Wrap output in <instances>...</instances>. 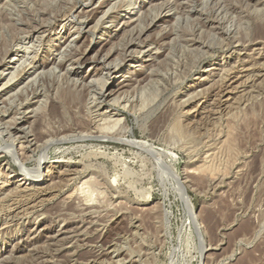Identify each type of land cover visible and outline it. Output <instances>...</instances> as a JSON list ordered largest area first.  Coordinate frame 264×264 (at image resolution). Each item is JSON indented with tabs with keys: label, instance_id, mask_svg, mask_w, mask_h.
<instances>
[{
	"label": "rangeland",
	"instance_id": "rangeland-1",
	"mask_svg": "<svg viewBox=\"0 0 264 264\" xmlns=\"http://www.w3.org/2000/svg\"><path fill=\"white\" fill-rule=\"evenodd\" d=\"M101 1L139 24L125 0H0V68L20 51L0 82V264H264V0H145L159 18L138 30L150 25L142 39L155 44L100 105L94 60L133 28L95 29L83 12ZM44 24L36 62L54 64L11 77ZM82 54L73 71L86 80L66 72ZM114 114L133 131L113 128ZM20 118L25 132H9ZM41 160L61 164L41 185L18 182Z\"/></svg>",
	"mask_w": 264,
	"mask_h": 264
},
{
	"label": "bare ground",
	"instance_id": "bare-ground-1",
	"mask_svg": "<svg viewBox=\"0 0 264 264\" xmlns=\"http://www.w3.org/2000/svg\"><path fill=\"white\" fill-rule=\"evenodd\" d=\"M85 2V1H84ZM99 2V1H98ZM98 2H96V3H98ZM129 3V8H128V10L127 11H129V12H126V14L127 15H132L131 16V18H130V20L131 19H133V18H135L133 15H135V16H137L138 17V22H139V24L138 25H136V26H133L134 24H136V23H129V22H124L123 20H124V18L122 19V23H121V19H120V17H114V15L112 16L111 14H110V10L114 7V5H112L111 7H109L108 9H104V8H106V2L105 1H101L100 3H98L99 5L96 7V8H93V9H91V10H89V11H84L83 13H89L90 14V17H92V18H95V17H97L98 18V23H97V25L94 27L95 29H98V25H101L103 28H104V30H107L108 28H111V27H116V28H118L119 29V31H123V30H125V28H130L129 26H133V28L131 29V36H130V39H128V40H126L125 41V43L121 46L122 48L120 49L121 50V52L120 51H118L119 49L118 48H112V49H110L107 53H105V54H103V55H101V57H99V58H96L95 60H94V64L95 65H100V66H102V68H103V70H105L106 71V75H103L102 77H103V79H104V82L102 83L103 85V87L101 88V91L99 92V97L97 98V99H101V102H99V104L101 105V103L102 104H104V103H106V102H109V101H111L113 98H114V96L115 95H117V93L118 92H120L122 89H125V87H127L129 84L128 83H126V81H124V82H117L116 81V77L122 72V71H120L122 68H124L125 69V67H128V66H131L133 63H136V62H142L143 61V57L145 56V54H147L146 52H149V48H152V46H153V44H155V42H152V41H149V40H145V39H142V36L143 35H145V33H147L148 31H149V26L150 25H152V24H155V22L157 21V19L159 18V15H156V14H154V16H153V10L152 11H150V9H152V8H150L149 10H144L143 11V9H145V7H146V5H145V0H142V1H140V2H138V0H125V2H124V5L125 4H128ZM111 4V3H110ZM95 5V4H94ZM133 6V8L131 9V7ZM128 7V6H127ZM156 7V6H155ZM156 8H159V7H156ZM114 10V9H113ZM135 11H137V12H135ZM125 12V11H124ZM134 12V13H133ZM72 13V12H71ZM133 13V14H132ZM65 14V13H64ZM88 14V15H89ZM152 14V15H151ZM159 14V13H158ZM73 15V14H72ZM77 15V14H76ZM80 15V14H79ZM140 15V16H139ZM161 15V14H160ZM66 17H67V15H65ZM65 16H63V14H62V16H59V20L62 18V17H64L65 18ZM74 16V15H73ZM72 16V17H73ZM149 16H152L151 17V19H152V23L149 25V23H148V27L147 28H145V30H144V27L143 28H141V30H138V28H140L141 27V25H140V23H142L143 21H144V19L145 18H147V17H149ZM71 17V16H70ZM74 17H76V16H74ZM91 18V19H92ZM120 19V20H119ZM150 19V18H149ZM54 20H56V22H59V20H58V18L56 17V19H54ZM62 20V19H61ZM222 20V19H221ZM233 20V19H232ZM63 21V20H62ZM91 21H93V20H91ZM95 21V20H94ZM126 21V20H125ZM47 23V22H46ZM121 24H122V26H121ZM45 25H47V24H44V25H42V26H40L39 28H37V29H35V31H33V33L29 36V37H27L25 40H30V42H33L32 43V45H31V49H27V48H24V49H27L28 51L26 52V51H24V52H26L25 53V55H24V57H23V59H25L19 66H17L16 67V69L14 70V72L12 73V75H11V77H13V78H16L15 77V75L17 74V76L20 74V73H24V75H31L32 74V71H36V70H39L40 68H43L44 69V67H47V66H49V65H51V64H54V59H50L51 61H44V64H39V63H37L36 62V58H37V53H38V51H37V49L35 50L34 49V47H33V44L35 43V39L39 42H37L38 44H40V45H42L43 46V43L45 44V42H47V38H48V36H50L51 35V32H50V28H49V25L48 26H45ZM147 25V24H146ZM66 27V25H64V23H63V28H65ZM151 27V26H150ZM240 27H241V25H240ZM243 27V26H242ZM91 29H92V27H90ZM239 28V27H238ZM91 29H89L90 31H91ZM109 30V29H108ZM127 30H129V29H127ZM138 30V31H137ZM218 30V29H217ZM81 31V30H80ZM226 31H228V33H230L231 34V28L229 29V30H227L226 29ZM129 33V32H128ZM128 33H127V35H128ZM168 35H169V37H168V39H171V37L173 36V30H170L168 33H167ZM224 34V33H223ZM103 35V34H102ZM175 35V34H174ZM59 36H61V32L59 33ZM59 36L56 38V39H54V40H52V41H56V40H59L60 38H59ZM126 36V35H125ZM165 36V35H164ZM163 36V37H164ZM52 38V37H51ZM122 38H123V36H122ZM49 39H50V37H49ZM48 39V40H49ZM50 40V41H51ZM172 40H174V39H172ZM176 40H177V38H176ZM197 40V39H196ZM195 39H193V40H190V42H189V44H190V46H195L196 47V45L197 44H199L198 45V47H196V48H193V52L194 53H197V55L198 54H205V52L203 51L205 48H210L208 45H202V44H204V43H201V42H198V41H196ZM23 41V40H22ZM165 41V40H164ZM67 42V40H64L63 41V43H61L60 44V47H62V46H65V43ZM109 42V41H108ZM108 42H107V44H108ZM166 42V41H165ZM220 42V41H219ZM49 43V42H48ZM53 43V42H52ZM52 43H50V45L49 44H47L48 45V47H50V49L51 48H53V44ZM118 43V42H117ZM161 43V42H160ZM159 43V46H160V48L159 49H161V48H163V45L162 44H160ZM37 44V45H38ZM171 45V44H170ZM214 45V44H213ZM172 46V45H171ZM189 46V47H190ZM28 47V46H27ZM41 47V46H40ZM59 47V48H60ZM42 48V47H41ZM120 48V47H119ZM157 49V48H156ZM159 49H157V50H159ZM173 49V48H172ZM189 49H191V48H189ZM41 50V49H40ZM209 50V49H208ZM11 51V50H10ZM152 51V50H151ZM186 51V50H185ZM119 52V54L121 53L123 56H122V59L120 60V59H117V61H119L120 60V62H117L116 60H113L112 58H113V56H115V54L116 53H118ZM189 52V51H188ZM19 53H20V51L19 50H15V51H12V52H9L8 54H9V57L11 58V59H9L10 61L6 64V66L8 65V64H10V63H12L14 60H16V59H14V57H18L19 56ZM150 53V52H149ZM184 53V52H183ZM31 55H33V56H31ZM138 55H140V61L138 60V61H136L137 60V56ZM31 56V57H30ZM169 56V55H168ZM39 57V56H38ZM186 57V56H185ZM193 57V56H192ZM19 58V57H18ZM22 59V60H23ZM192 60V59H191ZM246 60V59H245ZM69 61H70V63H69V65L68 66H66L67 67V73L69 74V75H71V74H73V75H75V76H77V77H79V78H81V79H83V80H86V78H87V76H84V75H82V73H80L78 70H75V71H73V67L75 66V65H79V64H81V63H86V61L88 62V59H86L85 58V54H82L80 57H78V58H76V59H74L73 57H72V59H69ZM90 61V60H89ZM92 61V60H91ZM27 62H29L28 64H27ZM188 63V62H187ZM192 63V62H191ZM17 64V63H16ZM188 65V64H187ZM3 66H5V65H3ZM6 66L4 67V68H0V82H1V80H3V78L5 77L4 75H5V73H6V71L7 70H9V68H6ZM9 66V65H8ZM11 66V65H10ZM29 66V67H28ZM174 67V66H173ZM177 67V66H176ZM32 70V71H31ZM225 70V69H224ZM34 73V72H33ZM22 75V74H21ZM68 75V76H69ZM10 76V75H9ZM89 76V75H88ZM166 77V76H165ZM95 78V77H94ZM228 78V77H227ZM31 79V78H30ZM102 79V78H101ZM102 79V80H103ZM12 79L10 78V80H9V82L11 81ZM76 80V79H75ZM88 80V79H87ZM101 80V81H102ZM127 80V79H126ZM152 80V79H151ZM8 81V80H7ZM99 81V80H98ZM136 81H138V80H136ZM92 82V81H91ZM34 83V82H33ZM5 85H7V82L6 83H4V85L3 86H5ZM60 86V85H59ZM153 88V87H152ZM79 89V88H78ZM147 90V89H146ZM129 91V90H128ZM146 93V92H145ZM219 94V93H218ZM191 95V94H190ZM116 98H117V96H116ZM96 99V100H97ZM190 99V98H189ZM116 100H119V99H116ZM140 100V99H139ZM142 100V99H141ZM99 105V106H100ZM197 106H198V104H197ZM102 107V106H101ZM124 107H126V106H124ZM97 108V107H96ZM126 109V108H125ZM194 110V109H193ZM27 112H28V110H27ZM105 113V112H104ZM106 113H108V111H106ZM101 115V114H100ZM138 115V114H137ZM105 116V115H104ZM115 116H116V118H115ZM117 116H119V115H117V114H114V115H112L111 116V119L112 120H110L109 119V124L111 125L112 124V126H113V128L114 127H116V128H118L117 126H122V128H124V129H127L128 131H130V132H132L133 131V129L132 128H129L128 127V125H127V122H126V120L125 119H122V117L120 118V116L119 117H117ZM2 117L0 116V119H1ZM15 122H13L14 124H12V125H14V128H13V126H11L10 127V125H9V128H11V129H13V131H11V130H9V132H15V133H19V132H23L24 131V129H23V127H22V125H23V118H20V120H14ZM20 121V122H19ZM103 122V121H102ZM179 122V121H178ZM102 124V123H101ZM106 125V124H105ZM108 125V124H107ZM4 128V127H3ZM106 128V127H105ZM111 128V127H110ZM109 128V129H110ZM2 129V128H1ZM121 129V128H120ZM123 130V129H122ZM5 131H7V128L5 129ZM1 132V131H0ZM3 132V131H2ZM25 132V131H24ZM110 132V131H109ZM5 133V132H4ZM8 133V132H7ZM115 133V132H114ZM9 134H11V133H9ZM83 134V133H82ZM88 134V133H87ZM101 137V136H100ZM132 142V141H131ZM133 144H136V145H139V144H141L142 142H140V141H136V142H132ZM146 144H149V143H146ZM143 145V144H142ZM142 145H140V146H142ZM25 146V145H24ZM149 146H151V145H149ZM10 147V146H9ZM14 147V146H13ZM143 147V146H142ZM145 147V146H144ZM152 147V146H151ZM16 148H18V147H16ZM6 149V148H5ZM21 149V148H20ZM147 149H150V148H147ZM4 150V149H3ZM152 150H154V149H152ZM11 152V151H10ZM12 152L13 153H17V151L16 150H14V149H12ZM13 153H11V154H13ZM17 155V154H16ZM17 156H19V155H17ZM44 156V155H43ZM46 156V155H45ZM13 157H14V155H13ZM46 158V157H45ZM16 159V158H15ZM18 159V158H17ZM45 160V159H44ZM47 160V159H46ZM16 161V160H15ZM16 162H18V161H16ZM21 161H19V163H20ZM39 162V161H38ZM64 163V162H63ZM46 164H49V162H44L43 160H41V162H40V164H39V166L37 167V169H35V170H25L24 168V166L23 167H21L20 166V168H22V174L21 175H19L18 177L20 178L19 180H18V182H21V184H22V182L25 184V185H32V186H38V185H41L42 183H44L45 182V179H46V177H47V173L48 172H50V169L51 168H55V167H57L56 166V164H61V162H56V164L55 163H53V164H51L50 166H47ZM55 165V166H54ZM166 166V165H165ZM85 168V167H84ZM46 170V171H45ZM208 170V169H207ZM205 171V170H204ZM209 171V170H208ZM176 176V175H175ZM175 178V177H174ZM211 179V178H210ZM68 181V180H67ZM87 182V181H86ZM177 182H178V190H179V193H181V196H183V198H185L184 200L185 201H187L186 203H188V205H191V202H190V200H189V198H188V196H187V194H186V191H185V189H184V187H183V185H182V182H181V180H180V178L178 177V180H177ZM65 183V182H64ZM83 184H85V183H83ZM90 184V183H89ZM90 186V185H89ZM86 187V186H85ZM82 188H83V186H82ZM30 196V195H29ZM78 196V195H77ZM35 197V196H34ZM28 198V197H27ZM79 199V198H78ZM3 207V206H2ZM28 207V206H27ZM64 207V206H63ZM81 207V206H80ZM35 209V208H34ZM68 209V208H67ZM190 210V209H189ZM25 213V212H24ZM193 215H195L194 213H192ZM71 216V215H70ZM5 219V218H4ZM13 219H15V218H13ZM66 220V219H65ZM195 220H197V219H195ZM198 223V222H197ZM196 223V224H197ZM198 225V224H197ZM2 226V225H1ZM200 228V227H199ZM196 234H197V232H196ZM93 243V242H92ZM85 244V243H84ZM88 245V244H87ZM100 255V254H99ZM47 259V258H46ZM43 261H45V260H43ZM103 264V263H102Z\"/></svg>",
	"mask_w": 264,
	"mask_h": 264
}]
</instances>
